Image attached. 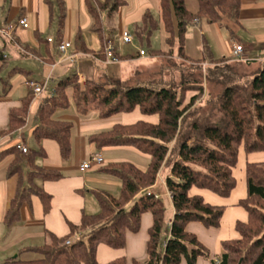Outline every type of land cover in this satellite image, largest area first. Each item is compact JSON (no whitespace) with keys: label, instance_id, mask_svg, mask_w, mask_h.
<instances>
[{"label":"trees","instance_id":"1","mask_svg":"<svg viewBox=\"0 0 264 264\" xmlns=\"http://www.w3.org/2000/svg\"><path fill=\"white\" fill-rule=\"evenodd\" d=\"M196 1L197 10L193 12L185 0H157L159 22L146 11L141 18L142 25L136 24L134 29L135 37L141 45L146 43L151 56L194 62L188 66L191 74L182 75L179 81L162 76L158 81L108 87L94 81H86L81 86L77 74H69L58 80L54 93L45 97L34 111L35 148H29L25 154L16 144L0 150V159L12 156L6 168L7 177L17 178L15 192L2 218V223L11 227L21 219V208L30 206L33 197L40 200L45 215L52 209L53 196L41 183L59 181L64 174L60 169L39 165L37 159L46 157L41 145L43 139L58 144L63 160L70 156L73 123L53 117L57 109L69 106L68 88L81 114L94 109L100 118H108L138 109L143 115H157L156 122L140 119L128 124L116 123L88 136L89 143L97 149L129 146L149 156L145 169L129 161L112 162L99 168L119 179L118 197L92 189L99 204L98 213L82 212L78 223L67 220L68 232L61 236L45 229L42 244L23 246L16 256L0 264H99L97 247L105 244L115 250L124 249L127 233L139 231L145 213L152 218L147 229L146 257L139 260L120 256L104 264H179L182 260L196 264L199 258L210 259V264H264V161L245 164L246 196L238 205L247 212V220L235 223L238 238L221 241L222 253L217 260L186 229L190 222L217 228L224 211L223 206L207 203L201 195H190L189 190L197 187L228 197L237 183L233 170L239 149L245 154L264 151V65L254 72L246 69L242 72L238 70L240 61L213 59L206 48L195 61L184 50L187 28L193 21L215 23L223 17L237 21L241 0ZM44 2L49 21L55 5L58 7L56 40H59L66 15L64 0ZM84 3L93 20L92 30L98 34L101 44L97 55L103 57L100 12L110 15L126 1L84 0ZM159 24L165 33L166 50L150 46L151 33ZM37 38L48 48L46 40L38 35ZM76 46L82 52L91 51L81 33L76 36ZM114 56L119 60L134 57L117 53ZM205 61L208 64L203 72L201 65ZM205 94L207 98L203 101ZM32 99L30 92L9 109L8 125L0 130V135H13L26 124ZM218 114L222 117L217 120ZM163 167L168 169L164 181L173 206L170 222L166 218L165 200L151 191ZM23 252L40 256L21 259L18 255Z\"/></svg>","mask_w":264,"mask_h":264},{"label":"crops","instance_id":"2","mask_svg":"<svg viewBox=\"0 0 264 264\" xmlns=\"http://www.w3.org/2000/svg\"><path fill=\"white\" fill-rule=\"evenodd\" d=\"M131 4L132 5L130 6L128 2H126L123 5L126 8L132 9L130 12H128L125 15L126 17H123L125 19V22H128L130 20L132 22L136 20L137 21L141 20L144 12L149 11L150 6H155L156 2L154 0H132ZM190 10L193 12L197 10V1L195 6L191 7ZM69 14L70 16H72L71 11H69ZM48 15H49L48 7L45 4L44 0H0V27L8 24L15 25L18 18L21 16H25L27 18V22H28L27 28H22L20 26L15 25L12 31L13 32L12 40L7 39L0 32V60L2 62H4L5 59H8L9 57V54H7L8 52L6 51L7 50L6 45H8L7 43L9 42V45H11L13 49H15V52L18 55V57L22 59L25 63H28L30 65V68H33L34 67L33 65H37V64L41 65L40 67L41 78H33L32 69L17 66L16 67L17 70H20L26 74L27 78L25 79V81L27 79H34L36 81H39L43 78L44 79L47 78L48 83H50V80L54 79L55 77L58 82V80L62 78L61 77L62 72H65V74H67L69 70L68 67H64V66L60 67L61 66L60 64L63 63V61L66 59L71 60V58L67 56V53H69L68 50L71 47L64 54H62L55 51L54 48L50 46L49 43L47 48V46H45L46 45L45 42L43 41L46 50V55L43 56L41 54L40 43L43 42H39L37 35L41 39L46 40V37L48 35H46V33L44 34V32L47 30L49 26ZM201 21L203 20L193 21L191 25H189L187 28L184 50H185V54L193 61H195L198 58L199 52H201L200 53L201 55L203 54L204 48H206V50H209L210 56L213 59L226 58L228 59V62L234 61L230 59L232 46L235 43H241L244 47V55H245V60L240 61V66L243 69H246L249 72H254L264 65V0H241L240 16L237 21L230 20L224 17L221 18L220 21L215 23H210L207 21L208 24H211L210 25L211 27L213 25V27L218 29V33L221 38L222 51H220L219 53L217 52L216 55L211 45L208 44L205 34L203 33V29L201 27ZM252 23L256 24L257 27L255 28L251 27L252 25L249 24ZM244 24H248V25L245 26ZM222 26H224V28L228 31L227 38H223V33L221 31ZM81 31L86 40L87 48L91 50L86 53L83 52L84 55L88 56L91 54L92 56L98 58V60L104 62L106 65H109L110 62L107 60L108 58L105 54H103V57L97 55L101 50L100 42H97V44H95L89 31L85 29ZM18 33L26 34L29 43H25V45H22L20 41L21 38L18 35ZM89 39L91 41H89ZM59 40H62V37ZM94 44L96 46V50L90 49L91 46H93ZM20 46L24 47L26 52H23L19 48ZM114 49L116 50V48ZM115 50L114 53H117ZM256 52L259 53V57L262 58L261 61H253V56ZM220 54H223L224 56L221 57ZM57 56H61V61L59 60L55 61ZM133 56L134 57L132 58L123 59V60H126L128 63H130L131 61L145 60L146 53L140 55L138 51L137 54ZM74 58L75 60L77 59L76 56ZM117 61L120 60L117 59ZM206 64H208L207 61L202 62V65H206ZM59 67L62 69H60ZM1 68H2V64H0V69ZM55 71H57L56 76H54ZM74 73L77 74L78 82L81 84V86H83L86 81H94L90 77L83 75L82 73H78L77 71H75ZM25 81H24V87L26 89L25 95H27L31 91L26 86ZM94 82H98V81H94ZM3 94H0V130L5 129L7 127L8 111L11 107L17 105L20 99L17 98L16 102H12V101L9 102V97L7 95L6 90H4ZM40 97L41 95L35 98L33 97L30 106L35 104H36L35 106H38V104L44 99ZM136 110L139 111L138 109H135L132 112ZM83 115H87V114H83ZM70 116H72V112L63 111L60 112L58 118H60L61 120H65V119H69ZM76 118L79 122L78 132L80 134L79 135L80 141H82L81 145H79L78 148L80 150V156H82L77 163L78 172L84 174L86 171H88L93 167H97V169L99 170L100 167L108 163L127 161L125 159L110 157V159H108V161L105 162L104 157L101 155V153L98 152L99 149H97L93 144L89 143L87 135L88 134L90 135L95 132L107 130L116 123L128 124L132 122H130L125 118L121 122L120 121L116 122V121H111L109 119L110 117L100 118L99 116L97 118H92V119H87V118L85 119V117L83 116L82 118H78V117ZM140 119L149 121L148 118H139L137 120ZM149 122H153V121H149ZM25 125L13 135H4V136L0 135V144L5 143L6 141H8V139L10 140L13 139L14 135H17V140L15 139V141L12 143L13 145L18 143H24L30 149L35 148L36 145L32 144L31 142L29 143L27 141V137L24 136L23 129L25 128ZM83 137H87L86 143L84 144H83ZM41 145L46 152V157L42 158L40 160V163L38 162L37 163L44 167L60 169L64 174V178L55 182L48 181L41 183L42 187L46 191L51 193L53 196L52 209L48 214L45 215L43 213L42 204L37 197L32 198V202L30 206L24 205L21 208V219L10 227V229H13L11 230L12 237L9 242L5 243L6 246L2 248L3 250L4 249L7 251L10 250L11 254H13L14 252L18 253L19 249L23 246H34V245L42 244L45 241V229L50 230L51 232L55 233L58 236H61L68 232L67 220L73 223H78L80 221L82 212H85L84 192H85V187H87L86 184H88L89 182L101 181L106 184H109L108 186H115V187L117 186L119 187L120 190L119 180L117 181L112 178H99L96 176H87V175L80 177L77 173H74L73 169H75L76 167L75 165L69 164L68 166H64L60 155L59 146L54 140L43 139L41 141ZM113 147H129V146H113ZM242 151L243 149L240 148L238 153L237 165L233 170V174L237 181L236 187L233 189V191L230 193L228 197H220L207 189H200L197 187H192L189 190L190 195H201L207 203L223 206L224 208L223 215L220 219V223L217 228H207L198 222H190L189 224H187L186 227L187 231L192 232L197 236L199 241L208 249V251L211 254V257H213L215 260H217L219 255L222 253V248H221L222 240L234 239L239 237L238 232L235 230V223L237 221L245 222L247 220V212L244 210V208L238 205V201L246 196L245 164L246 162H259V161H249L245 159L244 165L240 164V154ZM95 153L100 154L102 156L103 161L100 164H93L91 168L85 171H81L79 169V164L82 161H86L85 159L91 158V156H93V154ZM245 155H249V154H245ZM10 157L12 159V156ZM63 168L66 170L63 171ZM139 168L145 169L141 167ZM163 172L165 175H163ZM167 173H168V169L166 170L163 167L159 172L156 183L151 188V191H153L156 195L162 197L165 200L167 205L166 218L167 221L170 222L173 216V206H172L170 194L165 186V181H164ZM3 176L4 177H2V175L0 176V223H2V218L8 206L9 199L13 196L15 192L16 179H17L16 176L7 177L6 169L3 173ZM92 189H99L109 193V190L107 189H100L93 187L89 188V192H91ZM151 221L152 218L149 213L143 214L141 218V225L139 231L136 233H132V232L127 233L126 247L122 250H115L105 244H100L97 247L98 263L104 264L120 256H125L127 259L136 258L139 260H143L146 257V241L148 239L147 229L150 226ZM26 241H29V243H24ZM38 242H42V243L38 244ZM179 264H187V263L185 260H182ZM196 264H210V259L199 258Z\"/></svg>","mask_w":264,"mask_h":264},{"label":"rangeland","instance_id":"3","mask_svg":"<svg viewBox=\"0 0 264 264\" xmlns=\"http://www.w3.org/2000/svg\"><path fill=\"white\" fill-rule=\"evenodd\" d=\"M132 0H127L128 4L131 6ZM156 2L155 6H150L149 12L154 17V19L158 20L159 22V14H158V5L157 0H154ZM188 8L191 9V7L195 6L196 0H186ZM64 5L66 9V15L64 19V24L61 29V36L63 41H69L71 43V48L68 50L69 53H67V56L71 58V60H64L63 63H61L60 67H68V72L65 74V72H62L61 77L69 75L77 71L78 73H82L83 75H86L90 77L94 81H98L100 83H103L105 86H111V84H124L125 86L134 85L136 83H144L152 80H160V77L170 78L174 81H179L182 75L187 77L189 73L191 74V71L189 70V65H193L194 62H187L182 63L178 58L176 57H155L151 56L149 54V49L146 46V43L143 45L140 44V41L135 37L134 29L135 25H142V20H136V21H128L125 22V19L123 17H126L125 15L130 12L131 8H126L125 6L120 7L119 10L113 12L112 14H108L106 11L100 12V20L102 24V31L104 36V42H107L108 40L112 41L113 47L116 48V52L122 56L124 55H136L138 51L143 50L146 53L145 60H138V61H131L128 63L126 60L123 61H117L113 59L112 56H108L107 60L110 62L109 65H106L104 62L98 60L95 56L90 55H84L82 51H80L76 46V36L78 33H81L85 44L86 40L82 34L83 29L89 31V33L92 36L93 41L95 44L99 42V37L96 32L92 30V17L89 14L87 7L84 3V0H64ZM128 6V5H127ZM125 7V8H124ZM69 11H71L72 16H70ZM59 10L58 7L55 5L54 7V14L52 17V20H48V28L44 32L48 36H52L54 38H57V31L59 29V19H58ZM211 24H208L206 20L201 21V27L203 29V33L205 34V37L208 41V44L211 45L215 55L216 53L222 51V43L221 38L218 33V29L215 27L210 26ZM247 26L248 24H244ZM252 25L251 27H257L256 24L252 23L249 24ZM206 30V31H205ZM127 31L131 33L134 36V40L132 43H124L122 41V32ZM221 31L223 33V38H227L228 31L224 28V26L221 27ZM18 35L21 38V44L25 45V43H29V40H27L26 34H20ZM71 35V36H70ZM89 41H91L89 39ZM103 42V45H104ZM244 42V40H243ZM7 54H9L8 59H5L4 62L0 60V64H2V68L0 69V94L4 93V90H6L7 95L9 97V102H16L17 98H21L25 96L26 89L24 87V81L27 78L26 74L20 70H17L16 67H24L29 68L33 70V78H41V71H40V64L33 65V68H30V65L28 63H25L22 59L18 57V55L15 52V49L11 45H9V42L7 43ZM41 45V54L43 56L46 55V50L44 47V42L40 43ZM95 44L91 46L90 49L96 50ZM21 45V46H22ZM150 46L151 48L155 49H163L166 50L168 48L166 42H165V33L162 29V26H160L155 30L152 31L150 36ZM24 48V47H23ZM176 52V47L173 48ZM201 49V48H200ZM199 49V50H200ZM26 51V50H25ZM102 52L104 53V48L102 47ZM199 52V56H201ZM73 55H76V60L74 57H71ZM63 56V55H62ZM220 56H224L223 54H220ZM64 58V57H62ZM116 58V57H115ZM261 57H259V53H255L253 56V61H261ZM61 61V56H57L55 61ZM38 62V61H37ZM181 62V64H180ZM234 62V61H231ZM27 65V66H26ZM204 72V67L206 65H201ZM59 67V68H60ZM171 68L170 70L168 68ZM62 69V68H60ZM239 71H244V69L240 66L238 68ZM165 72V73H164ZM57 71L54 72V76H56ZM47 80V87L41 94L40 98H45L47 96L51 95L50 90L54 88V85L57 83V79L54 77V79L50 80V83H48L47 78H43L39 81H46ZM111 80V81H110ZM217 88H215L216 90ZM67 94L69 96V106L64 109H58L54 113L53 117L58 118V115L60 112L68 111L72 112V116H70L69 119L73 123L72 132H71V154L67 160H63V165L68 166L69 164L75 165L74 173H77L80 177H83L85 175L87 176H96L99 178H112L114 180H119L116 176L111 175L109 173L100 171L97 169V167H93L86 171L84 174L81 172H78V161L82 156H80V150L79 145H81L82 141H80V134L78 132L79 128V122L76 117L82 118L85 117V119H92L97 118L98 114L97 111L94 109L89 110L86 114L87 115H81V113L76 108L75 102L72 98V90L71 88L67 89ZM4 95V94H3ZM207 95L205 94L203 101L206 100ZM36 105V104H35ZM31 105L30 106V112L27 117V122L25 125V128L23 129L24 136L27 137V141L32 144H35L32 138V129L34 127V121H33V115L34 111L37 106ZM148 116V117H146ZM222 117L221 114H218L216 119H220ZM127 119L130 122H133L139 118H148L149 121L155 122L157 119V115H143L139 111L129 112V113H119L116 114L109 119L111 121L121 122L123 119ZM89 134L87 135V137ZM87 137H83V144L86 143ZM17 140V135H14L13 139H8L3 144H0V150L13 145L12 143ZM99 153L104 157L105 162L110 159V157H115L119 159H125L138 167L146 168L149 163V157L133 148L130 147H107L102 148L98 150ZM11 157L6 155L0 159V176H3V173L6 169V166L8 165ZM42 158L37 159V162L40 163V160ZM90 158H87L85 160H89ZM245 159L249 161H264V151L261 152H253L249 155H245L242 151L240 154V164L245 163ZM167 170V168H165ZM66 169L63 168V171ZM163 175L164 172H163ZM40 184V182H39ZM109 184H106L101 181H95V182H89L86 184L87 187H85L84 192V209L85 213L87 214H95L100 211L99 204L96 200V197L93 193L89 192V188H100V189H107L109 190V193H111L114 197H118L119 195V187L115 186H108ZM158 190V187H157ZM17 226V225H16ZM10 227L5 226L4 224L0 223V262L4 261L8 257H14L16 256L17 252H14L11 254L10 250H3L2 248L5 247V243L9 242L12 233H11ZM13 232V231H12ZM78 234H76L77 236ZM24 243H29V241H26ZM34 243V242H33ZM42 242H38L40 244ZM27 245V244H24ZM40 255L35 252H23L18 255L21 259H34L38 258Z\"/></svg>","mask_w":264,"mask_h":264},{"label":"built area","instance_id":"4","mask_svg":"<svg viewBox=\"0 0 264 264\" xmlns=\"http://www.w3.org/2000/svg\"><path fill=\"white\" fill-rule=\"evenodd\" d=\"M15 25L20 26L22 28H27L28 27L27 18L25 16L19 17ZM15 25L8 24L5 26H1L0 32L7 39L12 40L13 39V32L12 31H13ZM121 36H122V41L124 43L130 44L134 40V36L127 31H123ZM46 41L50 44V46H52L54 48L55 51L62 53V54H64L71 47V43L69 41L56 40L52 36H47ZM19 48L23 52H26L23 47L20 46ZM103 48H104V53L107 57L112 56L113 59L117 60V58H115V56H114V47H113L111 40L104 42ZM139 54L143 55V54H145V52L143 50H140ZM73 56L75 57L76 55H73ZM73 56H71V57H73ZM230 59H232L234 61H244L245 60L244 47L241 43H235L232 46L231 53H230ZM25 83H26V86L31 91L34 98L40 96L41 93L47 87V81L42 82V81H36L34 79H27L25 81ZM53 93H54V88L51 89V94H53ZM16 145H17V148L23 154H25L27 152V150L29 149L24 143H18ZM102 161H103L102 156L100 154L95 153V154H93V156H91V158L89 160L82 161L79 164V169L81 171H85V170L91 168L93 164H100ZM67 243H69V241H67Z\"/></svg>","mask_w":264,"mask_h":264}]
</instances>
